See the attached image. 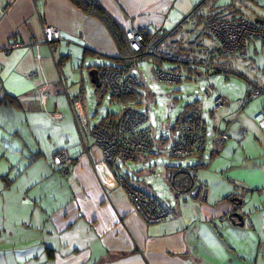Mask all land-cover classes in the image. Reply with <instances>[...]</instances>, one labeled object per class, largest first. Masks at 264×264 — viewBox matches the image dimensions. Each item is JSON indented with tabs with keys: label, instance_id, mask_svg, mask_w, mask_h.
Masks as SVG:
<instances>
[{
	"label": "crops",
	"instance_id": "0c3cea01",
	"mask_svg": "<svg viewBox=\"0 0 264 264\" xmlns=\"http://www.w3.org/2000/svg\"><path fill=\"white\" fill-rule=\"evenodd\" d=\"M97 1L126 32L142 29L155 46L162 35L163 57L155 60L164 69L182 72L183 78L201 73L180 60L201 61L216 45L212 36L200 35L206 20L247 18L249 11L255 14L252 21L264 20V0ZM45 25L58 27L63 38L53 47L46 42ZM260 53L264 57V39L254 37L244 55H217L214 63L229 70L231 59L246 63ZM120 55L105 23L71 0H0V264H264V93L253 98L263 99L257 109H250L253 99L243 102L236 83L228 91L230 106L216 113V95L190 98L187 105L201 113L208 136L206 149L186 163L198 165L199 193L177 196L171 187L165 201L149 184L146 190L171 215L148 223L134 209L119 170L95 147L93 130L116 111L99 114L96 105L105 97H99L95 84L94 107L86 97L90 86L85 76L94 68L100 74ZM35 69L39 74L29 78ZM254 69L260 72L257 65ZM236 77L264 89L261 73ZM45 82L47 99L41 103ZM216 88L224 95V87ZM79 96L89 120L80 127L72 110ZM205 101L213 106L210 122L203 117ZM189 111L186 107L176 117L170 132ZM55 112L61 118H53ZM217 127L228 139L215 134ZM153 136L156 148L165 144L167 137ZM61 150L74 159L68 175L52 161ZM158 155L157 150L145 152L135 162L146 165ZM165 168L174 167L166 163ZM129 179L140 186L139 180ZM231 198L241 201L243 225L229 217L235 212Z\"/></svg>",
	"mask_w": 264,
	"mask_h": 264
},
{
	"label": "built area",
	"instance_id": "2783aa9c",
	"mask_svg": "<svg viewBox=\"0 0 264 264\" xmlns=\"http://www.w3.org/2000/svg\"><path fill=\"white\" fill-rule=\"evenodd\" d=\"M252 1L260 3L261 0ZM44 30L46 42L51 47L63 39L59 28L56 26L45 25ZM209 31L214 37L213 39L216 40L217 49L225 54L240 52L244 55L247 51L250 37L264 39V27L246 17H232L212 21L209 23ZM126 36L133 50L140 51L145 44L147 54L154 53V46L150 45L149 47L146 45L149 43L146 42L145 35L141 29L132 28L126 32ZM37 59H41L40 53L37 54ZM204 68L205 74L202 76L207 81V84L204 87L203 95L205 97L216 95L214 107V112L216 113L220 108L230 106L231 99L226 95L217 93L211 83V72L215 67L210 59L204 64ZM39 71V69L30 71L28 77L37 76ZM100 75L108 94L121 106L118 113L109 114L93 130L95 144L101 148L105 161L115 167V165L119 164V161H137L143 153L155 150L158 153L173 157L189 158L200 154L206 149L208 136L205 132L202 115L198 110L187 112L178 121L176 130L173 133L170 132L166 139L168 144L165 149L161 148L162 146L154 148L152 128L146 124V118L138 111L134 103H123L121 101L122 95L128 94L137 86L139 82L137 75L129 68L122 69L112 65L103 66L100 70ZM155 76L158 81L171 84L177 83L183 78L182 72L166 70L162 67H158L155 70ZM48 88L49 83L45 82L41 88V103H45L47 99ZM263 93V88L256 87L251 95L258 97ZM83 105L81 96L73 100L72 110L79 127L80 124L83 126L89 124ZM51 116L55 119L61 118V114L58 112L51 114ZM215 131V134L221 135L224 140L228 139V135L221 132L220 127H217ZM52 161L61 168L65 175L71 172V165L74 163V159L66 150L55 153ZM189 173L195 175L196 170L190 168ZM117 174L134 209L148 223L159 222L170 217L171 211L160 199L144 190L143 187L130 183L127 178L119 175V173Z\"/></svg>",
	"mask_w": 264,
	"mask_h": 264
},
{
	"label": "rangeland",
	"instance_id": "374dc122",
	"mask_svg": "<svg viewBox=\"0 0 264 264\" xmlns=\"http://www.w3.org/2000/svg\"><path fill=\"white\" fill-rule=\"evenodd\" d=\"M257 10V8H255ZM247 19L253 20L255 18L254 12H247ZM259 45H261V41H258ZM258 45V46H259ZM163 47V46H162ZM161 48V47H160ZM250 56V55H249ZM254 56V55H252ZM153 57L149 56L147 59L138 63V65L133 66L132 71L139 77V83L137 85V92L143 94L140 96L142 99L140 102L135 104V107L138 111L146 118V124L150 125L152 128V135L155 132V140H158L161 136L168 137L170 131V125L175 122L176 117L185 110L186 105L190 98L196 97L198 100H202V94L207 81L202 79L199 76L194 74H188L185 78L177 83H166L160 82L156 79L155 70L158 68L157 65L153 63ZM253 60L246 59V63H243L244 59H231L233 64L232 68H229L228 73L220 72L211 78L212 83L219 88L221 91L224 87L225 93L224 95L229 96L228 91L230 89L236 88V83L241 85L243 98L246 95V83L247 81H241L239 83L236 79L237 73L244 74V72L248 76H252L255 73L257 76L261 75L264 77V57L262 53L259 54L258 57H254ZM242 60V61H241ZM257 63V64H256ZM255 65H257V69H260V72H255ZM222 76V77H221ZM231 78L228 81H224L226 79L223 78ZM87 83L90 86V91L88 90V95L86 97L89 99V103H92V107H94V85L91 82L89 73L85 76ZM261 87V86H260ZM217 89V88H216ZM264 96V95H263ZM105 100L100 105H96V108L100 109L99 114L102 115L107 111H119L120 104L117 102H112L111 96L108 93H105ZM97 98V96H96ZM204 98V97H203ZM261 98V97H259ZM263 99H253L250 101L248 105H250V109H257V105L262 102ZM175 101L176 105L172 111H169L171 103ZM254 102V105L251 103ZM212 102L205 101L203 117L207 119L209 122L211 121L209 117L210 108L213 106ZM256 105V106H255ZM176 128L174 129V131ZM154 137V136H153ZM167 146L166 141L164 146L161 148L165 149ZM96 149H100V147L95 144ZM98 147V148H97ZM157 145L154 141V148ZM98 149V150H99ZM101 150V149H100ZM100 152V151H98ZM102 152V150H101ZM163 155L167 157L164 158ZM195 156V155H193ZM191 162L192 160H187V158L173 157L167 154L158 155L157 157L152 156L150 159V163L143 165L142 163L133 162H122L119 161L118 167L120 170V174H123L129 179L130 177L134 178L135 181H140V186L143 187L144 190L150 189L149 184L154 185V188L158 190L159 195L163 194V200L168 199V195H170L171 186H170V173L171 171L178 172L179 170L184 169L188 166L187 162ZM169 166L175 167L172 170L165 168V164ZM180 167V168H179ZM167 169V170H166ZM181 175V174H180ZM130 176V177H129ZM129 182H132L129 179ZM170 200V199H168Z\"/></svg>",
	"mask_w": 264,
	"mask_h": 264
},
{
	"label": "trees",
	"instance_id": "16d2710c",
	"mask_svg": "<svg viewBox=\"0 0 264 264\" xmlns=\"http://www.w3.org/2000/svg\"><path fill=\"white\" fill-rule=\"evenodd\" d=\"M71 1L76 6H78L83 11H85L87 14H91V15L99 18L100 20H102L105 23V25L108 27L110 33L112 34L113 38L115 39V41H116V43H117V45L119 47V50L121 52V55H120L119 60H117L112 66H117V67H120L122 69L123 68H125V69H128L129 68L130 70H132V68H133V66H135V64H137V63H139V62L147 59L149 56H152L154 58L153 59V63H155V65H157V67H161L160 64H159V61H156L155 58L158 57V56L159 57H163L162 56V51H160V49L164 45L163 44L164 43V39L162 38V35L159 37V40H158L159 44L155 46V44H153V43L151 44V40L148 39L149 36H147L145 34V31L143 30V33H144L145 38H146V42L149 43V44H146V45H148L149 47H150V45H153L154 46V53L153 54H147V52L145 51L146 50L145 44H144L145 47L143 46V49H141L140 51H135L130 46V43H129V41L127 39V36H126V31L122 28V26L119 24V22L98 1H91V0H71ZM234 17H239V16H234ZM215 20H219V19H217V18H215V19L211 18V19L206 20L203 29H200V35L203 34V35L212 36L211 33H210V31H209V23L212 22V21H215ZM220 20H222V19H220ZM257 24L260 25V23H257ZM261 26H263V25H261ZM251 38H254V37H250L248 39V41ZM255 38H258V37H255ZM215 42H216V40H215ZM217 55L224 56L225 53L220 52L217 49V45H215L214 48H213V51L205 59H203L201 61H198V60H195L193 58H191V59H187L186 58L184 60H180V63H183L184 65H188V66L190 65L189 68L191 67V68H194L196 70H200V73H202L201 74L202 79H204L202 75L205 74L204 64H206V62L209 59L212 61V64L215 67V69L212 70V72L213 71H216V73H220V72L228 73L227 69H221L219 67H216V65L214 63V57L217 56ZM105 66H107V65H105ZM166 70H170V69H166ZM171 71H174V70H171ZM177 72H180V71H177ZM211 78H212V75H211ZM210 81H211V79H210ZM211 83H212V81H211ZM213 86L215 87L214 84H213ZM136 87L137 86H135L132 89V91H130L128 94H125V95H122L121 96V101L123 103H133L132 102V99H134L135 102L138 101V98L141 96V93H140V96H139V93L137 92V88ZM256 87H260V86H258L257 84H255L253 82H249L248 83L247 93H246V95H245V97L243 99V102L246 101V100H248V99L258 98L261 95H263V94H261L258 97H253L251 95L252 91ZM215 89H216V87H215ZM105 90L106 89H105V87H104V85L102 83V85L100 87H97L96 88V93H99V97L100 98H102V97L104 98L105 92H106ZM212 96H214V95H212ZM112 99H113L114 102H116L114 100V98H112ZM215 99H216V96H215ZM186 107L187 108L188 107H191V110H196V109L193 108V106H191V104L186 105ZM214 107H215V105H214ZM116 113H118V111H116V112H114L112 114H116ZM179 119H181V116H180ZM179 119L177 120L176 123H178ZM128 162H132V161H128ZM111 165H113V164H111ZM197 166L198 165H196V166H190V167H185L184 169L179 170L177 173L174 172V171H171V175H170L169 181H170V185H171L172 189L176 191L177 196H180L183 193H189L194 188V186H195V175L196 174L195 175H191L189 173V169L190 168H194L196 170V167ZM114 168H115L116 172H118L117 171V170H119L118 169V165H115ZM168 171H170V169ZM119 175H122L125 178H127L125 175L120 174V170H119ZM231 200L234 202L235 205L238 204L237 203L238 201H237L236 198H231Z\"/></svg>",
	"mask_w": 264,
	"mask_h": 264
},
{
	"label": "water",
	"instance_id": "95a60500",
	"mask_svg": "<svg viewBox=\"0 0 264 264\" xmlns=\"http://www.w3.org/2000/svg\"><path fill=\"white\" fill-rule=\"evenodd\" d=\"M255 22L257 23H260V24H264V20H261V19H255ZM216 71H213L211 73V75L213 73H215ZM90 77H91V81L93 84H95L97 87H100L102 85V79H101V76L99 74V70L97 68H94L90 71L89 73ZM176 103L175 101H173L171 103V106L169 108V111H172L173 108L175 107ZM178 119V118H177ZM171 175V173H170ZM199 190H200V187L199 185H195L194 188L190 191V194L193 195V196H196L198 193H199ZM238 204L235 205L234 207V210L235 212H233L232 214H230V219L232 220V222L236 223V224H239V225H243L244 223V216L238 211V206L239 204L241 203L240 200H237Z\"/></svg>",
	"mask_w": 264,
	"mask_h": 264
}]
</instances>
